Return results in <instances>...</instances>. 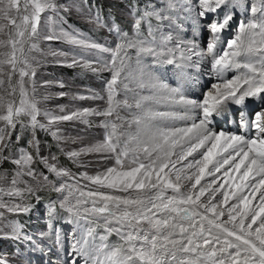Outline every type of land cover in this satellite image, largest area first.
I'll return each mask as SVG.
<instances>
[{"label":"snow or ice","instance_id":"obj_1","mask_svg":"<svg viewBox=\"0 0 264 264\" xmlns=\"http://www.w3.org/2000/svg\"><path fill=\"white\" fill-rule=\"evenodd\" d=\"M228 2L197 0L198 16L204 18L215 13ZM231 2L239 6V0ZM261 4L260 16L247 24L241 23L238 35L227 43L228 50L222 54L215 53L214 42L207 44L206 52L196 50L194 45L187 46V58L211 55V66L222 80L211 86L215 92H207L198 103L187 100L178 88L168 89L140 68L143 55H161L157 48L167 50L173 39L170 34L161 33L159 24L153 25V17L157 21L164 19L158 12L133 6L130 14L134 35L115 29L119 40L115 47L107 48L63 28L42 35L41 14L48 13L45 16L48 21L53 16L62 20L59 13L68 10L66 6L57 5L56 0H0V93L14 97L5 100L4 95H0V165L8 162L15 165L7 188L0 186V194L23 201L49 186L66 193L60 198V207L69 214V223L82 221L87 226L86 237L82 235L71 245L75 255L88 258L85 264H89V259L92 264H264V191H260L258 206L250 207L254 193L264 189V109L255 113L250 124L241 121L246 129L256 130L251 138L230 135L221 145L226 134L208 127L224 100L231 99L238 105L249 97L264 100V0ZM96 19L99 22L98 14ZM231 19L228 14L220 22H210L209 31L214 41H218ZM40 40L63 41L70 45L68 51L50 52L52 57L64 58L59 63L91 72L107 70L111 73L105 85L106 96L74 97L106 100L103 110L65 111L61 108L58 115L41 112L34 98L36 68L44 56ZM130 51L136 53L135 66ZM92 53L96 57L87 58ZM101 53H107L108 59H100ZM181 58H184L183 51ZM166 62L171 64L173 60ZM232 70L238 74L224 79L225 73ZM59 95L63 97L66 93ZM162 103L199 109L201 118L186 127H177L175 121L188 117L175 111L157 110ZM122 112L125 115L122 116ZM41 115L46 122L38 119ZM90 115L105 117L102 122L106 131L104 140L67 155L77 160L85 153L112 154L114 167L95 176L87 173L76 176L50 163L47 157L39 156L35 136L38 129L50 132L59 141L62 137L59 128L54 126L84 120ZM17 125L21 130H32L33 139L28 143L36 155L26 148L19 149L15 157L7 154ZM229 149L232 152L214 163L219 152ZM237 156L240 160L234 164L235 172L239 173L244 167L240 183L230 175L233 168H225ZM51 159L55 161L56 157ZM37 161L54 176L53 180L34 167ZM221 169H224L222 176L228 178L223 182L215 175L221 173ZM250 176L260 179L251 186L252 191L245 192L244 181ZM6 179L8 176L0 173V181ZM81 180L95 187L83 185ZM202 181L205 182L202 184ZM230 198L235 202L229 204ZM0 209V218H3L5 212H26L28 206L9 205L0 199ZM99 220L107 226L106 233L115 231L120 236V244L109 246L104 242L106 236L100 237V245L95 243L91 224ZM14 233L20 239L18 228ZM55 242L61 243L58 232Z\"/></svg>","mask_w":264,"mask_h":264},{"label":"rangeland","instance_id":"obj_2","mask_svg":"<svg viewBox=\"0 0 264 264\" xmlns=\"http://www.w3.org/2000/svg\"><path fill=\"white\" fill-rule=\"evenodd\" d=\"M260 1L261 0H239V6L237 7L233 6L231 0H229L228 3L217 9L215 13L207 14L206 17L201 18L198 16L200 9L197 0H56L57 5L66 6L68 9L65 12L59 13V16L63 19L59 20L56 16H53L52 20L48 21L45 20V16L48 15V13H43L41 14L39 28L42 35L48 34L49 32H58L61 28L78 32L84 38L92 42L107 48H113L119 40L118 33L115 29H119L120 33H127L129 36L134 35L132 28L133 17L130 14L133 6L142 11L148 10L158 12L164 19L163 21H157L156 18L153 17V25L156 26L159 24L162 34H170L171 36L179 37H177V42L175 41L167 45V50L157 48L158 52L165 51L162 57L154 58L151 55H144L143 59L140 61L141 66L145 67L149 62H152V64H158V66L174 65L180 70H182L183 66L193 68V70H196L193 73L199 72L198 75H187V77L181 79L177 74L180 70H176L173 71V75L175 76V80L173 81L168 79L167 75L163 73V70L161 71V67L157 66H155L157 72L150 76L160 84L166 85L168 89L178 88L180 94L187 100L199 103L203 101L207 92H215L211 86L216 83H222V80L215 79L216 72L211 66V55H205L202 57L203 59L201 56L196 55L187 58L188 52L185 47L194 45L196 50L206 52L207 44L209 42H214V51L216 54L219 55L225 50L227 51V43L238 35L240 24H247L249 20H253L260 16V10L255 8L257 4H260L259 6L262 7ZM261 7L259 9H261ZM253 8L257 10L255 13L252 11ZM97 14L99 16V22L96 19ZM228 14H231L232 19L219 34L218 41H214L213 34L209 31L210 22H220ZM143 27L146 28V25ZM156 39L159 41L160 36L158 35ZM184 42H186L187 45H184ZM39 47L43 50L44 56L41 58L40 66L36 68L37 75L35 77L36 88L34 98L38 101V107L41 109L42 113L48 111L58 115L61 114V108H64L65 111L84 108L100 111L106 107V103L102 99H74V97H91L93 95L97 97L106 96L105 85L111 78L110 72L107 70L91 72L78 66L69 67L67 64L59 63L58 61L64 58L52 57L50 52L68 51L70 45L63 41L40 40ZM182 51L184 52V58H181ZM95 57L96 54L92 53V55L87 58ZM204 57L208 58L207 62ZM38 58L40 57L38 56ZM99 58L107 60L108 54L101 53L99 54ZM167 59H172L173 63H167ZM133 61L136 63L135 59H133ZM99 67H102V65ZM190 71L192 70H188L187 74L190 73ZM237 73L236 70L227 71L224 78L231 79L233 76L237 75ZM201 74H203L204 77ZM229 74L232 75L227 78ZM177 76L179 79H177ZM201 76L202 80L206 78L205 83L199 85L201 86V88L199 87L201 93L197 95L188 94L190 88L197 87L195 81L198 83L202 82L201 79L200 82L197 78ZM189 77L191 79H189ZM15 79L16 77L14 76L13 80L15 81ZM25 80H27V78H25ZM45 82L48 83L46 84ZM61 84L63 87L60 86ZM25 87L27 88L28 85L26 84ZM61 92L66 93V95L61 97L59 95ZM0 95H4L5 100L14 98L3 93H0ZM29 96H32L31 91H29ZM250 99L252 100V97L246 98L248 103L244 102L242 105L249 104L251 101ZM255 99L256 103L259 102V106L260 103L264 101L259 98ZM230 100L231 99H227L222 102H229ZM171 105L172 104L169 105L168 111H180L177 112L180 115L184 114L187 110V105L180 104L182 107H180V109H173L175 105ZM236 105L238 104L233 102V107ZM242 105H238L239 108L235 109L236 112L240 111V106ZM230 107L232 106L230 105ZM260 109H262V107ZM194 114L199 117L201 113L197 110ZM218 118L222 121L220 117ZM38 119L41 120V122H46L43 115L39 116ZM252 119H254V116H251L250 120L252 121ZM104 120L105 117L90 115L85 117L84 120H72L54 126L59 128L62 137L59 141L55 139L50 132L38 129L35 136L39 144V156L47 157L50 163L54 162L57 164L58 168L68 169L76 176H79L81 173L95 176L98 173L104 172L107 168L114 167L115 158L112 154H99L95 152L85 153L77 160L69 159L67 155V153L71 151H80L87 146L102 142L106 135V131L102 124ZM250 120L249 124L251 123ZM241 121L242 118L238 116V121L235 123V126L239 128L240 131L244 130V128L240 129L242 126ZM177 122H179V120L175 121L174 124ZM190 124L191 123L181 124V127H186ZM251 130L252 134H255L256 130L252 128ZM221 132H223L222 129ZM17 136H19V139H17ZM48 137L51 138L50 142L48 141ZM32 139V130L30 128L21 130L20 126L17 125V129L12 133V143L7 154L10 157H15L19 149L26 148L33 155H36L35 150L29 147L28 142ZM53 156L56 157L55 161L51 159ZM34 167H36L38 171L48 175L49 180L54 179V176L49 174L45 166L39 163V161L34 164ZM231 168H233V171L230 175L236 179L237 172H234V165ZM14 170L15 165L10 162L0 165V173H4L8 176V179L0 181V186L7 188ZM222 170L223 169H221V172L223 173ZM25 179L27 178L25 177ZM225 179L228 178L224 177V179H222L221 174V182ZM58 183L57 181V184ZM81 184L91 186L88 181L84 180H81ZM227 187L228 185H225V188ZM250 191L251 190H247L246 192ZM65 194L66 193L55 191L51 186L36 191L33 195L27 196L23 201H20L17 197H10L6 193L0 194V199L9 205L12 203H23L28 206V211L26 212H5V216L0 218V237H3L0 238V264H71L73 260L76 261V264H85V259H87V257L75 255L71 245L74 244L77 239H80L82 235L86 237L87 226L82 221L79 224L76 222L69 223V214L64 208L60 207V198ZM257 194L251 201L250 207L258 198ZM231 200L232 198L229 199V202ZM50 224L52 225L51 228L49 227ZM91 227L94 229L93 235L95 236V243L97 245L101 244V236H106L104 242L110 240L109 246L121 243L120 236L115 231L110 234L105 232L107 226L102 220L92 223ZM17 228L19 229L20 239H17L14 233V229ZM57 232L61 241L59 244L55 242V233ZM27 237H31V239L29 240ZM89 264H92L91 259H89Z\"/></svg>","mask_w":264,"mask_h":264},{"label":"bare ground","instance_id":"obj_3","mask_svg":"<svg viewBox=\"0 0 264 264\" xmlns=\"http://www.w3.org/2000/svg\"><path fill=\"white\" fill-rule=\"evenodd\" d=\"M261 2V1H260ZM257 3V2H256ZM260 4H257V5H255V8L257 9V10H260L259 8L261 7V6H259ZM170 10V9H169ZM167 17V16H166ZM251 17V16H250ZM247 18V17H246ZM249 21H251V20H249ZM201 28V27H200ZM176 31V30H175ZM175 34V33H174ZM173 37V39H172V42L171 43H174L175 41L177 42V40H178V38L177 37H179V36H172ZM179 42V41H178ZM171 43H169V44H171ZM184 45H187L186 44V42H184ZM185 49H187V46L185 47ZM226 51V50H225ZM164 52V53H163ZM162 52V54L161 55H158V56H155L154 58H160V57H162L163 56V54H165V51H163ZM129 54H130V56L132 57V64H133V66H135V61H133V59H137V57H136V53H135V51H130L129 52ZM144 56V55H143ZM143 56L140 58V61H141V59H143ZM202 58V57H201ZM205 58V57H204ZM203 59V58H202ZM206 59V62H207V59L208 58H205ZM145 61V60H144ZM143 61V62H144ZM144 64V63H143ZM153 65V66H152ZM185 65V64H184ZM186 65H188V64H186ZM145 66V65H144ZM155 66H157V67H161L162 69H161V71L163 70V73H165L166 75H167V77H168V79H170L171 81H173V80H175V76L173 75V71H176V70H180V69H178V67H176V66H158V64L157 65H155V64H152V62H149L148 64H147V66H145V67H142L141 66V62H140V68H141V70L143 71V72H145V73H147L148 75H151V74H153V73H156L157 71H156V68H155ZM193 67V66H192ZM155 68V69H154ZM158 70V69H157ZM188 70H192V71H190V73H188L187 74V71ZM196 70H193V68H190L189 66H183V68H182V70H180V72H178L177 74L179 75V78H185V77H187V75L188 76H191L192 74H196V75H198V73L196 72V73H193V72H195ZM234 72V71H233ZM183 73V74H182ZM235 74V73H234ZM238 74V73H237ZM154 75V74H153ZM202 76H203V74H201ZM232 74H229L228 76H227V78H229L230 76H231ZM156 76V75H155ZM192 76H195V75H192ZM202 76L201 77H197L198 78V81H200V79L202 78ZM204 77V76H203ZM166 78V77H165ZM178 78V76H177V79H179ZM196 78V79H197ZM189 79H191L190 77H189ZM192 79H195V78H192ZM214 79V78H213ZM215 79H220L218 76H217V74L215 73ZM225 79V78H224ZM221 80V79H220ZM202 81V82H201ZM201 83H198V82H196L195 81V84L197 85V87L195 86V87H192V88H190V90H188V94H190V95H197V94H200L201 93V86H199L200 84H204L205 83V81H206V78H204V80H202L201 79ZM221 82V81H220ZM200 87V88H199ZM253 99V98H252ZM251 100V99H250ZM249 100V101H250ZM260 101V100H259ZM104 102L106 103V100H104ZM233 100H230L229 102H222L221 103V105L219 106V111H218V113H214L215 114V116H218V117H220L221 119H222V121L224 122V123H222L221 125H217V124H211V123H209L208 124V127L212 130V131H214V132H216V133H219V129L220 128H222V130H223V132L226 134L225 135V137L224 138H222L221 139V145H224V143H225V141H226V139H227V137L228 136H230V135H243V136H245L246 138H251V137H253L255 134H252V136H251V134H249V132L248 131H246V129L243 127V125L240 127V129H243L244 128V130H242V131H240L239 130V128H237L236 126H235V129H230V126H229V124H230V122L232 121V122H234L233 124L235 125V123L238 121V116L239 117H241L242 118V120L243 121H245L246 119H247V117L249 116V117H253L254 115H255V113L256 112H259V111H261L262 109H264V101L263 102H261L260 103V106L258 105L257 106V108H256V110H254V112L253 111H249L248 112V115L246 116V115H244L243 114V111H242V107L243 106H245V105H242V106H240V111L239 112H236V108H238V105H236L235 107H233ZM245 102L246 103H248L246 100H245ZM251 102V101H250ZM249 102V103H250ZM229 103V104H228ZM103 104V103H102ZM226 104V105H225ZM169 105L170 104H160V105H158L157 106V110H165V111H168L169 110ZM173 105V104H172ZM171 105V106H172ZM175 105V108H173V109H180V107H181V105L180 104H174ZM228 105V106H227ZM230 105L232 106V107H230ZM223 106H224V108H223ZM259 107V108H258ZM262 107V109H260ZM182 108V107H181ZM172 109V108H171ZM187 110L184 112V114H182V115H186L187 117H188V119H186V120H179V122H177L176 124H175V126H177V127H181V124H187V123H193V122H198L199 121V119L201 118V114H200V116L199 117H197V115H195L194 113L197 111V110H199V109H191L190 108V106H187V108H186ZM259 109V110H258ZM176 112H180V111H176ZM185 113H187V114H185ZM121 115L123 116V115H125V113L124 112H122L121 113ZM127 118V117H126ZM226 119V120H225ZM226 122V123H225ZM175 123V122H174ZM184 127V126H183ZM228 128H229V130H228ZM220 132H221V129H220ZM200 151H204V149H201ZM229 152H232V149H229L228 150V152H219L218 153V155L215 157V159H214V163H215V161H217V160H220V159H222L223 157H225V156H227L228 155V153ZM189 159H191V157L189 158ZM239 160H240V157L239 156H237L236 158H235V161H233V162H230V164L229 165H226L225 166V168H231L235 163H238L239 162ZM186 163V162H185ZM247 163V162H246ZM181 165H177V167L179 168ZM211 167V166H210ZM168 169H166V171H167ZM173 171H175V169H173ZM222 171H224V169L222 170ZM243 171H244V167L242 166L241 167V169H240V172L239 173H237V176H236V183H240V176L242 175V173H243ZM234 172H235V170H234ZM236 173V172H235ZM221 174H222V172L221 173H216L215 175L217 176V177H219L220 178V176H221ZM233 174V173H232ZM206 179H211V177H206ZM222 179H224V177L222 176ZM260 179V177L259 176H255L254 178L253 177H249L247 180H245L244 182H245V185H246V187L244 188V191L246 192L247 190H251L252 191V185L254 184V183H256L258 180ZM221 181V180H220ZM205 181H202L201 183L203 184ZM233 190H235V189H233ZM260 191H264V189H259L258 191H256L255 193H254V196L257 194L258 195V198L255 200V202H254V204L252 205V206H258V204H259V194H260ZM240 193H239V191L237 192V195H239ZM216 198L217 199H220L221 197H220V194L219 193H217V195H216ZM215 202V201H214ZM235 202V200L234 199H232L230 202H228L229 204H232V203H234ZM226 218V217H225ZM86 258V257H85ZM88 259V258H87Z\"/></svg>","mask_w":264,"mask_h":264},{"label":"trees","instance_id":"obj_4","mask_svg":"<svg viewBox=\"0 0 264 264\" xmlns=\"http://www.w3.org/2000/svg\"><path fill=\"white\" fill-rule=\"evenodd\" d=\"M47 138V137H46ZM50 140H51V138L50 137H48V141L50 142ZM51 146V145H50ZM64 160V159H63ZM65 164H67L66 162H64ZM68 165V164H67ZM101 242V241H100ZM105 243H107L108 245L110 244V240H107V242H105Z\"/></svg>","mask_w":264,"mask_h":264}]
</instances>
